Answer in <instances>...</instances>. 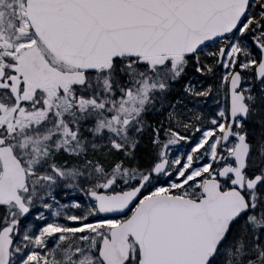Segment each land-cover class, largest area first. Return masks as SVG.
<instances>
[{"label":"snow or ice","instance_id":"snow-or-ice-1","mask_svg":"<svg viewBox=\"0 0 264 264\" xmlns=\"http://www.w3.org/2000/svg\"><path fill=\"white\" fill-rule=\"evenodd\" d=\"M0 264H264V0H0Z\"/></svg>","mask_w":264,"mask_h":264}]
</instances>
